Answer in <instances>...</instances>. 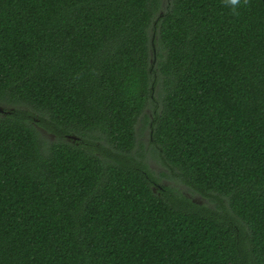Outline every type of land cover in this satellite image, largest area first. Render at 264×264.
<instances>
[{"label":"trees","instance_id":"trees-1","mask_svg":"<svg viewBox=\"0 0 264 264\" xmlns=\"http://www.w3.org/2000/svg\"><path fill=\"white\" fill-rule=\"evenodd\" d=\"M0 105V264H264V0H0Z\"/></svg>","mask_w":264,"mask_h":264},{"label":"rangeland","instance_id":"rangeland-1","mask_svg":"<svg viewBox=\"0 0 264 264\" xmlns=\"http://www.w3.org/2000/svg\"><path fill=\"white\" fill-rule=\"evenodd\" d=\"M148 112H150V110H147ZM149 131L150 128L149 126L146 124V121L144 118H141L138 126H137V132H138V151L142 150L141 145L144 144L145 146H147V142H148V137H149ZM150 158H149V164L151 169L154 170L155 174L157 176H159V171H161L163 168L161 167V165L158 163V161L151 155L149 154ZM160 181L162 184L166 185V184H175L177 186H179L181 189H183L184 187L182 185H180L179 183L175 182L174 180H170L164 177H160ZM195 196L197 199L202 200L199 196L197 195H192Z\"/></svg>","mask_w":264,"mask_h":264},{"label":"clouds","instance_id":"clouds-1","mask_svg":"<svg viewBox=\"0 0 264 264\" xmlns=\"http://www.w3.org/2000/svg\"><path fill=\"white\" fill-rule=\"evenodd\" d=\"M249 0H224V4L228 7L233 15H239V9L247 5Z\"/></svg>","mask_w":264,"mask_h":264},{"label":"water","instance_id":"water-1","mask_svg":"<svg viewBox=\"0 0 264 264\" xmlns=\"http://www.w3.org/2000/svg\"><path fill=\"white\" fill-rule=\"evenodd\" d=\"M3 111H4V108L0 105V112H3ZM69 136L70 138L77 139V137L74 135H69Z\"/></svg>","mask_w":264,"mask_h":264},{"label":"flooded vegetation","instance_id":"flooded-vegetation-1","mask_svg":"<svg viewBox=\"0 0 264 264\" xmlns=\"http://www.w3.org/2000/svg\"><path fill=\"white\" fill-rule=\"evenodd\" d=\"M70 138V136H68Z\"/></svg>","mask_w":264,"mask_h":264}]
</instances>
